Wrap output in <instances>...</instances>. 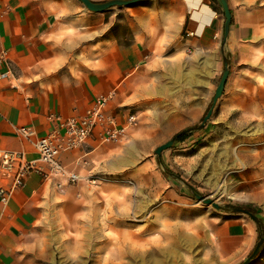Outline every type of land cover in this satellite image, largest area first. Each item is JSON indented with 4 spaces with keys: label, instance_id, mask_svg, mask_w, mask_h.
<instances>
[{
    "label": "crops",
    "instance_id": "1",
    "mask_svg": "<svg viewBox=\"0 0 264 264\" xmlns=\"http://www.w3.org/2000/svg\"><path fill=\"white\" fill-rule=\"evenodd\" d=\"M228 4L232 20L223 48L220 0H145L104 12L91 11L80 0H0V154L38 158L36 140L58 125L51 117L83 116L102 95L113 94L111 112L123 120L131 112L138 119L158 91H167L177 67L183 68L185 99L193 90L206 108L225 59L230 68L225 89L195 134H216L224 122L253 124L254 136L263 139L256 152L264 154V0ZM21 127H33L36 138L22 137ZM114 145L92 137L59 159L86 180L111 162ZM257 170L234 176L227 203L264 211V180H258ZM64 193L67 189L61 192L53 180L33 173L7 204L0 197V264H17L47 203ZM220 219L219 252L237 264L256 247L257 224L243 214Z\"/></svg>",
    "mask_w": 264,
    "mask_h": 264
},
{
    "label": "rangeland",
    "instance_id": "2",
    "mask_svg": "<svg viewBox=\"0 0 264 264\" xmlns=\"http://www.w3.org/2000/svg\"><path fill=\"white\" fill-rule=\"evenodd\" d=\"M184 81L182 67L170 72L167 91H158L129 140L114 145L111 162L49 200L17 264H232L219 252L215 227L233 214L199 202L186 184L220 205H236L227 203L234 176L258 168L264 180V154L256 152L263 139L253 124L224 122L217 135L180 136L160 161L157 148L200 126L213 107L214 94L206 108L193 90L185 99ZM250 210L264 229V211ZM253 264H264V245Z\"/></svg>",
    "mask_w": 264,
    "mask_h": 264
},
{
    "label": "built area",
    "instance_id": "3",
    "mask_svg": "<svg viewBox=\"0 0 264 264\" xmlns=\"http://www.w3.org/2000/svg\"><path fill=\"white\" fill-rule=\"evenodd\" d=\"M189 35H193L190 33ZM113 94L102 95L89 106L83 116L60 119L57 127L48 135L36 140L38 158L27 160L23 153L4 152L0 154V197L7 204L15 191L22 188L33 173L39 174L45 181H54L57 190L63 192L67 186L83 180L74 171L64 165L59 157L62 153L76 150L96 137L101 144H124L129 140V130L136 124V116L128 113L123 120L119 114L109 110ZM123 120V121H122ZM19 134L24 138H36L33 127H21ZM97 182V179H90Z\"/></svg>",
    "mask_w": 264,
    "mask_h": 264
},
{
    "label": "water",
    "instance_id": "4",
    "mask_svg": "<svg viewBox=\"0 0 264 264\" xmlns=\"http://www.w3.org/2000/svg\"><path fill=\"white\" fill-rule=\"evenodd\" d=\"M80 1L89 10H91L93 12H104V11L111 9V8H114V7H129V6H132L136 3H139V2L145 1V0H113V1L106 2V3H102V4H96V3L91 2L90 0H80ZM220 2L223 5L224 12H225V18H226L225 39H224V43H223V48H224L225 43H226L227 38H228V35H229V29H230V25H231L232 15H231V11L229 8L228 0H220ZM229 74H230L229 61H228V59H225V69L223 71L220 83H219V85L216 89V92H215V96L213 99V107L209 110L208 114L206 115V117L203 120V123L198 127L182 131L181 133L174 136L172 139H170L169 141H167L163 145L159 146L156 150V154L158 155L160 161H161L162 153L165 150L173 148L177 139L180 136L185 135V134H190L193 132H197L205 126L207 121L211 118L214 105L217 103L218 99L223 94V91L225 89ZM165 171L169 175H171L172 177H176V178L180 179L177 175L167 171L166 169H165ZM186 185L193 191L196 199L199 202H203L204 204H206L208 206H213L215 209H217L220 212H226V213H230V214L247 215L257 224V226L260 229V235H259V240L257 242V245L254 248V250L252 251V253L250 254V256L245 261H243L241 263V264H253L254 261L259 256V254L261 253V251L263 249V245H264V229L262 228V224H261L259 218L257 217V215L253 211H251L250 209H247V208L240 206V205H230V204L220 205L217 202H215L214 200H212L211 198L206 197L204 195H201L199 193H196L195 189L192 186H190L189 184H186Z\"/></svg>",
    "mask_w": 264,
    "mask_h": 264
},
{
    "label": "bare ground",
    "instance_id": "5",
    "mask_svg": "<svg viewBox=\"0 0 264 264\" xmlns=\"http://www.w3.org/2000/svg\"><path fill=\"white\" fill-rule=\"evenodd\" d=\"M132 114V113H131ZM134 115V114H133ZM136 116V115H135ZM75 185V184H74ZM69 186H71V185H69ZM68 187V186H67Z\"/></svg>",
    "mask_w": 264,
    "mask_h": 264
},
{
    "label": "trees",
    "instance_id": "6",
    "mask_svg": "<svg viewBox=\"0 0 264 264\" xmlns=\"http://www.w3.org/2000/svg\"><path fill=\"white\" fill-rule=\"evenodd\" d=\"M181 138H183V137H181ZM181 138H180V139H181ZM180 139H178V141H179Z\"/></svg>",
    "mask_w": 264,
    "mask_h": 264
}]
</instances>
